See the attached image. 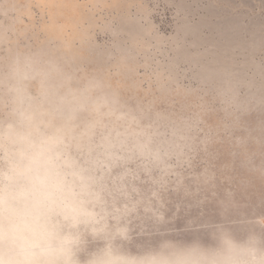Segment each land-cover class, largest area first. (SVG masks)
Returning a JSON list of instances; mask_svg holds the SVG:
<instances>
[{
	"label": "rangeland",
	"instance_id": "374dc122",
	"mask_svg": "<svg viewBox=\"0 0 264 264\" xmlns=\"http://www.w3.org/2000/svg\"><path fill=\"white\" fill-rule=\"evenodd\" d=\"M14 93L37 264H264V0H0V128Z\"/></svg>",
	"mask_w": 264,
	"mask_h": 264
},
{
	"label": "clouds",
	"instance_id": "9594fccd",
	"mask_svg": "<svg viewBox=\"0 0 264 264\" xmlns=\"http://www.w3.org/2000/svg\"><path fill=\"white\" fill-rule=\"evenodd\" d=\"M13 120L0 128V140L17 160L19 169L24 167L25 154L28 149L26 124L35 101L28 94L14 93L12 97ZM8 220L0 228V250L8 253L7 264H37L30 258V253L37 251L35 242L29 233L23 230V209L12 202L7 210Z\"/></svg>",
	"mask_w": 264,
	"mask_h": 264
}]
</instances>
